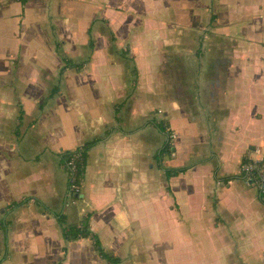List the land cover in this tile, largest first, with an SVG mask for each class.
I'll use <instances>...</instances> for the list:
<instances>
[{"label": "crops", "instance_id": "1", "mask_svg": "<svg viewBox=\"0 0 264 264\" xmlns=\"http://www.w3.org/2000/svg\"><path fill=\"white\" fill-rule=\"evenodd\" d=\"M77 1L0 0V264H105L90 237L53 236L58 213L78 224L85 212L118 262L142 264L152 241L157 258L176 264H264V200L238 167L264 149V0H100L104 15L75 30ZM89 26L83 68L41 84L47 58H57L41 32L58 33L79 59ZM109 31L112 50L133 57L125 78ZM153 117L172 143L158 158L166 134ZM42 124L57 132L41 135ZM93 137L101 138L87 150L81 195L57 212L50 201L68 184L59 152Z\"/></svg>", "mask_w": 264, "mask_h": 264}, {"label": "trees", "instance_id": "2", "mask_svg": "<svg viewBox=\"0 0 264 264\" xmlns=\"http://www.w3.org/2000/svg\"><path fill=\"white\" fill-rule=\"evenodd\" d=\"M22 4L26 2V0H20ZM86 32L89 34L88 38V53H86L84 56L79 57V59H73L70 56L66 55L65 53L62 52L60 44L58 41L55 40L54 45H55V52L60 58V65L58 66V74L62 75L68 68H73L76 71H79L80 69L83 68V65L85 62L89 60L90 57V51L94 47V38L92 37L90 33V26L87 27ZM110 34V39L113 41L115 39L114 33ZM119 55H121V58L127 59V60H132L133 57L127 54V48L125 49H118ZM132 72L134 75H137V70L136 66L132 65ZM134 81H136V78L134 77ZM58 90V84L56 83L55 85H52L47 92V96H52L55 94ZM22 112L20 113L21 116ZM19 116V117H20ZM19 119V118H18ZM151 122L154 123L156 128L160 130L161 132L166 134V140L164 141L162 147L156 151L155 156L158 158L160 155L163 153H167L171 150V139H170V134L169 132L165 129V121L163 119H155L154 117L151 118ZM101 137H93L91 139H86L80 145L73 149H64L59 152V162L63 166L64 169H66L68 173V184L66 185L67 191L70 192H77L78 193V188L79 185H81V180L84 176L85 172V163H86V157H87V150H89L96 142L100 140ZM243 159V157H242ZM190 163H185L182 164L181 166L178 167H171V168H166L165 169V175L166 177H170L172 175L178 174L179 172H183L187 168V166H190ZM232 176H227L225 179H229ZM20 201V200H19ZM18 200H13L9 204L12 207L15 205ZM91 212H85L82 216L81 219L79 220L78 224H67L65 219L66 215L64 213H58L56 216V221L59 225L60 229V235L64 240H74L77 238H81L82 236L90 237L92 240V245L93 248L96 250L97 254L106 260L107 262L111 264H116L119 260L120 257L116 254L113 255L111 252L106 250L98 237V235L91 231L89 229L88 225V218L90 216ZM63 251H66V246L62 247ZM61 259H57L55 264H59Z\"/></svg>", "mask_w": 264, "mask_h": 264}, {"label": "rangeland", "instance_id": "3", "mask_svg": "<svg viewBox=\"0 0 264 264\" xmlns=\"http://www.w3.org/2000/svg\"><path fill=\"white\" fill-rule=\"evenodd\" d=\"M53 5H54V2H53ZM103 6H104V3H100V0H90V1L78 0L77 2H75L74 5L71 8L73 10V12H74V15H72L73 19L71 18V21H73L74 25L76 26L75 30L81 29L82 28L81 26L83 25V23L85 21H88L90 17H91V19H93L92 15H94V14L95 15H100V13L103 14L104 11H105V8ZM93 23L96 24V26H97V23L99 24V21L97 20V21H95ZM100 27H103V24L100 25ZM53 30H54V27H53ZM41 34L43 36V43L49 44L52 47V43H54V39H55L56 41L59 42L62 52L65 53V51H63L64 47H63L62 40L57 35L58 33L55 34V32L52 33L50 31L44 29V31L41 32ZM105 34H108V33L105 32L102 35L104 36ZM109 41H110V43H109L110 44V51L109 52L112 53V54L113 53L116 54V56L118 57L119 55L115 51L112 50L113 49L112 48L113 44L115 45V41L114 40L113 41L110 40V37H109ZM118 42H119L120 45L123 44V41H122L120 36L118 37ZM52 52H53V50H52ZM53 55L55 57H57V58H53V56L51 58H49V59L47 58V61H46L45 65H44V67H43L44 69H46V71L43 72V73H46V75H45V78L43 80H41V84L44 83L45 81L47 82L48 80H50L52 78L54 79L56 77V75H57L58 66L55 65V64H56V60L60 61V58H58L59 56H57L54 52H53ZM45 60H46V58L45 59L40 58L39 61L43 65ZM129 63H130V61L125 60V59H122V61L120 63V64H122L121 66L123 67L124 78L126 77V75L129 72L128 71ZM45 128L49 129V131H50V133H52V135L57 132V131H55V129H54V127L52 125L42 124V125L39 126L41 135H42V132L44 134H46V132L48 131V130L45 131ZM253 185L255 186V184H253ZM74 193L78 194L77 192L67 191L66 194L64 196H62L60 199H53V202L50 201V204L53 206L54 209L57 210V212H61L65 208L68 210V207L70 205L69 202L71 201V197L74 196ZM21 202H23V199H20V201L17 202V203H21ZM66 209L64 211H66ZM53 227L55 228V230H53V236H54L55 239H57L56 237H58L62 241H65V242H69L70 241V240H64L61 237L60 229H59V234H58L57 230L59 228V225H58L57 221H56V223L54 224ZM23 242H24L23 243V245H24L23 248L24 247L25 248H27V247L29 248L30 247L29 241L28 242L23 241ZM150 243H151V245H150L149 252H145L143 254V255H145V254L147 255L148 254V256L147 257H143L142 261L139 260L140 263H142V264H145V263L146 264H176V263H174V260L171 259L172 257L171 258L170 257L167 258L166 261L157 258L156 256H161L160 254L162 253V247L160 246V247L157 248L156 247L157 244H155V243L153 244L152 241H150ZM181 247H182V249H180V251H184L186 246H185V244H181ZM143 250H145V248H143ZM180 256H181V254H180ZM182 258L179 257V264H192L193 261H195L196 264H200L201 263L200 259H196L195 260V259H192V258H190L188 256H184ZM60 259H62V257H60ZM99 259H101V258H99ZM16 260L18 261V257L17 256H16ZM21 260H23L22 257H21ZM127 260H124V261L122 260L121 262H117L116 264H132L131 262L135 261V259H133V260L132 259H127ZM232 260H233V264H235V260L236 259L233 258V257H229V262H231ZM27 261H28V257H27ZM206 261H207V259H205V258L203 259L202 258V263L203 264H206ZM105 262H106L105 264H111V263L107 262L106 260H105ZM19 264H20V262H19ZM223 264H224V261H223Z\"/></svg>", "mask_w": 264, "mask_h": 264}, {"label": "built area", "instance_id": "4", "mask_svg": "<svg viewBox=\"0 0 264 264\" xmlns=\"http://www.w3.org/2000/svg\"><path fill=\"white\" fill-rule=\"evenodd\" d=\"M257 156L245 155L238 167L244 180L255 184L259 197L264 200V149L255 148Z\"/></svg>", "mask_w": 264, "mask_h": 264}, {"label": "water", "instance_id": "5", "mask_svg": "<svg viewBox=\"0 0 264 264\" xmlns=\"http://www.w3.org/2000/svg\"><path fill=\"white\" fill-rule=\"evenodd\" d=\"M75 195H81V194H80V193H79V194L74 193V196H75Z\"/></svg>", "mask_w": 264, "mask_h": 264}]
</instances>
